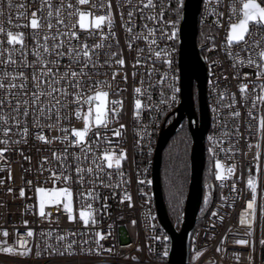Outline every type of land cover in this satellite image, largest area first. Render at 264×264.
Wrapping results in <instances>:
<instances>
[{
  "label": "built area",
  "instance_id": "built-area-1",
  "mask_svg": "<svg viewBox=\"0 0 264 264\" xmlns=\"http://www.w3.org/2000/svg\"><path fill=\"white\" fill-rule=\"evenodd\" d=\"M42 2L0 0V28L4 29L0 32V60L7 59L6 48L16 50L13 59L18 64L22 59L20 45L7 44L8 31L24 34V45L29 51L23 59H35L31 49L34 46L32 37L37 33L28 22L31 12L40 9ZM49 2L55 10L62 3L75 4L76 0ZM96 2L100 3V0ZM103 2L104 8L81 6L90 12L87 19L89 24L94 15H107V10L111 8L112 25L109 27L107 20L98 29L81 30L76 25L80 42L86 43L89 48L96 43L103 47L98 53L100 65L87 68L88 76L83 78L86 82L81 101L72 103L71 95L63 101L68 107L62 109V115L66 118L59 122L60 130L55 126V115L51 121L42 120L39 127H32L30 115L27 125L30 131L25 138L27 143H12V140L19 139L16 128L7 137L0 131V140L9 141L7 146L0 144V147L8 148L3 153L4 158L0 159V181H3L0 183V248L11 247L15 250L11 253L0 252V264H168L167 256L162 253L165 250L168 253L169 238L154 206L151 171L159 130L164 121L167 123L171 119L180 102L177 61L178 28L183 3L177 9V0H151L153 7H145L148 0ZM243 2L245 0H201L198 12L197 34L200 32V43L197 44L203 45L201 55L206 68L205 95L209 116L205 153L208 152L213 162L215 175L212 182L205 183L203 205H200V216H197L200 220L196 219L192 228L185 264H264V101L256 99L262 94L259 85L264 83V76L257 79L258 69L246 62L249 57L258 59L255 53L264 49V23L250 21L244 40L230 44L227 39L229 26L241 18ZM256 2L264 7V0ZM67 12L68 9L64 8L62 15L71 26ZM129 12H132L131 18ZM46 13L45 7L37 15L44 16ZM149 16L154 19H149ZM169 20L177 21L174 25L175 39L161 38L162 29L166 34L171 32L172 25L166 24ZM52 22L53 33L56 27L60 32L65 31L62 26L55 25V16ZM127 27L132 28L131 33L126 30ZM47 31L41 28L39 36L42 37ZM112 33L115 35L112 36ZM101 34L104 35L103 40ZM153 40L155 43H152ZM162 50L167 51V57L155 55ZM110 52L117 53L111 58V66L104 63L108 58L105 53ZM121 58L124 60L123 66L115 63ZM93 59L96 57L93 56ZM165 59L170 60V64L164 63ZM59 60V66L53 67L54 71L62 72L69 58L63 56ZM239 60L245 63L241 64ZM4 70L14 72L17 65L0 64V73ZM19 70L29 78L33 71L31 67ZM72 70H78V66L73 65ZM113 72L116 73L115 78ZM97 80L111 81L110 87L105 88L108 96L102 118L107 123L96 124L95 112L92 111L89 129L83 140L73 143L76 137L71 134L72 130L83 129V116L90 107H94L84 102V98L94 94ZM89 84L93 85L91 89ZM241 85L247 86L243 94ZM136 88L141 91L136 92ZM72 91L74 89H69V92ZM0 98H3V90H0ZM137 99L141 102L139 109L135 104ZM113 101H120V104H113ZM12 106L15 107L14 101ZM4 111L8 116L14 114L8 108ZM76 111L80 112L79 118L75 115ZM230 112H239V115L231 116ZM20 119L23 123V118ZM50 122L54 125L51 129L44 127ZM120 125L124 127L120 128ZM3 126L0 124V129ZM117 130L119 135L114 134ZM41 131L49 143L35 138L36 133ZM64 135L68 136L66 141L52 139ZM65 150L67 162L61 168L60 161L53 159L52 153L60 155ZM121 150L124 158L117 165ZM73 154L79 159L74 160ZM105 155L110 156L111 167L109 161L104 159ZM25 156L30 159H24ZM42 157L48 160L42 161ZM41 166L54 169L57 174L63 172L71 179L67 184L60 180L53 184L52 171H41ZM77 166L83 169L79 173L83 177L82 182L75 171ZM89 168L91 172H88ZM249 179L256 187L254 213L249 209L252 199ZM28 181H31L30 185ZM38 187H67L71 192L73 220L67 218L64 197H60L56 204H45L42 215L36 199ZM9 188L12 189L11 193L7 191ZM21 188L24 189L23 197L20 196ZM126 194L131 197V206L124 198ZM207 205L209 208L205 213L204 207ZM81 211H91V215L86 217L87 224L80 219ZM242 220L246 222L242 223ZM29 230L33 232L32 236L27 235ZM97 231L102 235V247L89 252L90 247H95ZM5 232L7 235H4ZM49 232L51 235H47ZM61 235L67 236V240L58 241L56 237ZM73 239L76 241L74 252L69 254L64 247ZM241 239L246 243H235ZM84 240L89 243L82 245ZM24 241L27 243L22 249ZM53 247L55 252L52 251ZM81 247L83 252L80 251ZM21 250L27 254L20 255ZM37 251L40 255H37Z\"/></svg>",
  "mask_w": 264,
  "mask_h": 264
},
{
  "label": "snow or ice",
  "instance_id": "snow-or-ice-1",
  "mask_svg": "<svg viewBox=\"0 0 264 264\" xmlns=\"http://www.w3.org/2000/svg\"><path fill=\"white\" fill-rule=\"evenodd\" d=\"M183 0H177V9L182 6ZM11 7V4L9 5ZM81 6H88L90 9L92 8H104L103 0H100V3H97L96 0H76L75 4L62 3L60 6L56 7L53 10L51 3L49 0H43L41 4V8L31 12V19L28 22L30 24L31 29L36 31V35H33V47L31 49V55L35 57L32 61H28L27 59H23L28 55V49L25 48L24 45V34L22 32L17 31L13 34L12 31L7 32V44L8 45H17L19 44L21 47V52L19 53L22 57L19 64L15 59H13V53L16 51L13 48H6L5 52L8 53L7 59L0 60V64L3 65H17V70L14 72H10L8 70H4L0 73V90H3V98H0V124H3V128L0 129L5 137L8 136L9 132L16 128V135L19 139L12 140L13 144L17 143H27L25 139L29 135V127L28 118L31 115L32 117V127H39L41 125L42 120L51 121L52 116L55 115V126L59 131V122L62 119H65L62 115V109H66L68 105L63 103L67 99L69 95L73 97L72 103H79L83 97V85L86 82L83 78L88 76L87 68L93 67L96 68L100 65V61L98 58L99 49L103 47L102 44L96 43L89 48L86 43L80 42L76 25H79V29L86 30L89 28L98 29L101 26V23L107 20L109 27L112 25V11L111 8L107 10V15H94L91 21V24L87 22V18L90 15L89 11L84 10ZM23 7V5H20ZM47 8V13L44 16H38L37 12L42 11L44 8ZM145 7H153L151 0H148ZM64 8L68 9L67 16L68 20L71 22V26L67 23L62 15V10ZM241 18L237 23H232L229 26V31L227 34V39L229 43L233 41H243L246 32L248 31V24L250 21L255 22L257 24L264 23V7H261L260 4L256 2V0H245L243 2L241 9ZM19 15V14H18ZM222 15V13H221ZM53 16H55V25L62 26L65 31L60 32L59 27L55 28V32L53 33L51 30L54 28V24L52 22ZM129 18L132 16V12L128 13ZM78 17V19H76ZM149 19H154V17L149 16ZM178 20V18H177ZM177 21H166L167 25H172V29L170 34H166L163 29L161 30V38L167 39H175L176 38V28L175 23ZM28 26V25H25ZM41 28H46L49 31L45 32V34L40 37L39 30ZM126 30L131 33L132 28L127 27ZM4 29L0 28V32H3ZM152 31L151 29L149 30ZM91 34V33H89ZM115 33H112L114 36ZM136 37H133L135 39ZM104 39V35L101 34V40ZM147 39V37H145ZM49 40H51V44H49ZM152 43H155L153 40ZM129 48H131V43H129ZM63 49V50H61ZM139 54V50H138ZM163 56L167 57L168 53L166 50L158 51L155 53L157 57ZM106 57H108L104 63L111 66L112 59L117 55L116 52L105 53ZM231 56V52L229 53ZM67 56L69 58V63L66 65L62 72L54 71L53 66H59L60 60L59 57ZM93 56L96 59H93ZM255 56L258 59H253L251 57L247 58V64L249 66H255L258 71L256 73L257 79L264 76V49L259 50L255 53ZM54 57V58H50ZM239 63H245L244 60H239ZM115 63L123 66L124 60L123 58L116 60ZM139 63V60H137ZM164 63L170 64V60L165 59ZM77 65L78 70H72V66ZM235 66V65H234ZM31 67L33 69L31 77L25 74L24 71L19 70L20 68H28ZM247 76L248 73H245ZM113 78H115L116 73H112ZM90 79V77H89ZM161 79H165V77H161ZM30 80V85H29ZM111 81H95V92L93 95H89L84 98V102L94 105L95 111V123L106 124L107 121L102 119L105 116V104L106 98L108 96V91L105 90L106 87H110ZM31 86V90H30ZM89 89L93 87L92 84L88 85ZM246 85L240 86V91L243 94L246 89ZM261 89V95L256 99L264 101V83L259 85ZM69 89H74V91L69 92ZM136 92H140V88L135 89ZM255 91V88L252 89ZM175 92V89H173ZM221 98L223 97V93L220 94ZM20 97H25L21 99ZM174 100L175 97L173 96ZM14 101L15 107L12 106V102ZM255 102V101H254ZM113 104H120V101H113ZM235 101L233 100V104ZM136 108L139 109L141 102L139 99L135 101ZM227 107V105H224ZM8 108L12 113L11 116L5 114L4 109ZM93 111V107L89 108V111L83 116V129L82 130H72V135L76 137V141L73 143H79L83 140L86 132L89 129V123L91 120V113ZM113 113H115V109H113ZM75 115L77 118L80 117V112L76 111ZM231 116H238L239 112H230ZM251 115V113H249ZM23 118V123L20 118ZM53 123H47L44 127H48L51 129L53 127ZM124 125H120V128H123ZM114 134L119 135V131L117 130ZM35 138L39 141H43L49 143L50 141L46 139L43 132H38L35 135ZM53 140L62 139L67 140L68 136L64 135L62 138L60 137H52ZM9 141L7 139L0 140V144L7 146ZM259 147V145H257ZM8 150L7 147H0V159H3V153ZM23 155V153H21ZM52 157L55 160L60 161V167L63 168L64 164L67 162V150H65L60 155L53 152ZM124 158V152L121 150L119 159L116 160V164L119 165L120 159ZM24 159L29 160L30 157L25 156ZM42 161H47V157H42ZM73 159H79L75 154H73ZM105 160L109 161V167H111V158L108 155H105ZM217 167H219V162H217ZM51 170L52 183L55 184L57 180L63 181L65 184L71 179L69 175L64 174L63 172L57 174L54 169H44L41 166V171ZM78 174L79 180L82 182L83 177L79 176V173L83 171L79 166L75 169ZM92 169L89 168L88 172H91ZM217 178H219V173H217ZM3 183V181H0ZM28 184H31V181H28ZM248 186L252 189V199L249 202V209L254 213L255 211V201H256V187L253 183L252 179L248 180ZM9 193L12 192V189L9 188L7 190ZM37 198L40 201L41 206V214L43 215V208L45 204H56L60 197H64V209L68 212V220L72 221V208H71V192L67 187L59 188V189H45L42 187H38L36 189ZM89 195H91V190H89ZM20 196H24V189H20ZM129 201V206H131V197L125 195V197ZM123 202V201H122ZM91 209V205L88 206ZM106 207V206H105ZM91 215V211L80 212V219L84 221L85 224L88 223L86 219L87 216ZM242 223L246 221L242 220ZM25 223H27L25 221ZM135 224V221H133ZM4 235H7L5 232ZM28 236H32L33 232L29 230L27 232ZM47 235H51V232L47 233ZM75 235V234H71ZM58 241L67 240V236L61 235L56 237ZM102 239V235L100 232H95V247H90L89 252L98 251L102 246L100 245V240ZM154 239H161V237H154ZM167 240V237L163 238ZM27 242L24 241L21 244V248H24V245ZM89 241L84 240L81 244H87ZM237 244H245V240H237L235 241ZM264 243V241H262ZM76 244V241L73 239L71 243L65 244L64 251L72 254L74 252L73 245ZM39 247V245H37ZM219 250V249H218ZM15 250L11 247L0 248V252L11 253ZM53 252L56 249L53 247ZM80 251L83 252V247L80 248ZM105 251H111V249H105ZM20 255L27 254L25 251L21 250L19 252ZM51 254V253H50ZM63 254V253H60ZM167 251L165 250L162 255L167 256ZM37 255H40V252L37 251ZM199 255V253H197ZM195 259V257H194Z\"/></svg>",
  "mask_w": 264,
  "mask_h": 264
},
{
  "label": "water",
  "instance_id": "water-1",
  "mask_svg": "<svg viewBox=\"0 0 264 264\" xmlns=\"http://www.w3.org/2000/svg\"><path fill=\"white\" fill-rule=\"evenodd\" d=\"M201 0H184L178 28V73L180 102L171 119L163 122L153 153L151 189L158 220L169 238L168 264H185L189 254V238L202 200V172L205 161V133L209 126L206 105V68L198 45L197 17ZM237 23V22H236ZM263 24V23H262ZM236 42V41H233ZM196 89V106L193 98ZM186 122L191 138L189 178L179 228L170 221L163 202L160 183L162 151L177 129Z\"/></svg>",
  "mask_w": 264,
  "mask_h": 264
},
{
  "label": "trees",
  "instance_id": "trees-1",
  "mask_svg": "<svg viewBox=\"0 0 264 264\" xmlns=\"http://www.w3.org/2000/svg\"><path fill=\"white\" fill-rule=\"evenodd\" d=\"M200 32L196 36L197 43H200ZM196 98V96H195ZM196 103V99H194ZM191 138L184 122L177 132L170 138L162 151L160 164V183L163 195V202L166 212L172 224L179 228L184 199L189 178V152ZM215 175V168L211 158L206 151L202 172V184L212 182ZM203 205V200L201 201ZM209 205L204 207L205 213ZM198 221L200 219H197Z\"/></svg>",
  "mask_w": 264,
  "mask_h": 264
},
{
  "label": "flooded vegetation",
  "instance_id": "flooded-vegetation-1",
  "mask_svg": "<svg viewBox=\"0 0 264 264\" xmlns=\"http://www.w3.org/2000/svg\"><path fill=\"white\" fill-rule=\"evenodd\" d=\"M195 96H196V89H195V87H193V98H194V99H196ZM195 106H196V103H195ZM204 187H205V183H204V186H203V191H202V193L204 192ZM200 212H201V211H200ZM200 214H201V213H200ZM197 216H200V215L198 214Z\"/></svg>",
  "mask_w": 264,
  "mask_h": 264
},
{
  "label": "rangeland",
  "instance_id": "rangeland-1",
  "mask_svg": "<svg viewBox=\"0 0 264 264\" xmlns=\"http://www.w3.org/2000/svg\"><path fill=\"white\" fill-rule=\"evenodd\" d=\"M88 19V18H87ZM93 111H94V107H93ZM95 112V111H94ZM36 199H37V205H38V211L40 212L41 211V206H40V201L39 199L37 198V193H36Z\"/></svg>",
  "mask_w": 264,
  "mask_h": 264
}]
</instances>
